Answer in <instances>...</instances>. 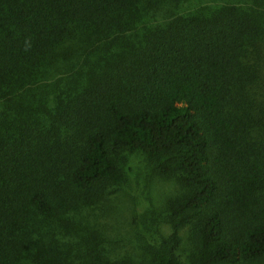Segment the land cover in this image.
I'll use <instances>...</instances> for the list:
<instances>
[{
	"label": "trees",
	"instance_id": "16d2710c",
	"mask_svg": "<svg viewBox=\"0 0 264 264\" xmlns=\"http://www.w3.org/2000/svg\"><path fill=\"white\" fill-rule=\"evenodd\" d=\"M134 154L186 189L151 264L264 263V0H0V264H145L80 233Z\"/></svg>",
	"mask_w": 264,
	"mask_h": 264
},
{
	"label": "rangeland",
	"instance_id": "374dc122",
	"mask_svg": "<svg viewBox=\"0 0 264 264\" xmlns=\"http://www.w3.org/2000/svg\"><path fill=\"white\" fill-rule=\"evenodd\" d=\"M185 193L186 189L175 179L155 174L143 155H131L126 182L117 187L107 200L82 207L79 214H86L83 218L87 228H83L80 233L85 239V236L91 237L93 231L98 232L99 241L110 251L112 259L125 255L133 257L136 261L151 264L150 255L143 245L152 244L162 236L170 234V223L166 219L170 203ZM193 230L192 224L181 230L179 255L182 264H193L196 253L192 240ZM74 259L75 263H72ZM68 264L88 263L78 257H70Z\"/></svg>",
	"mask_w": 264,
	"mask_h": 264
}]
</instances>
